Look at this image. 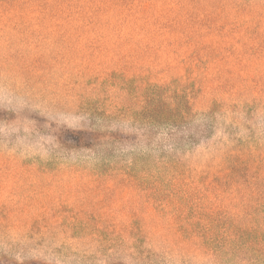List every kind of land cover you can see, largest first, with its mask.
Returning a JSON list of instances; mask_svg holds the SVG:
<instances>
[{
  "label": "rangeland",
  "instance_id": "rangeland-1",
  "mask_svg": "<svg viewBox=\"0 0 264 264\" xmlns=\"http://www.w3.org/2000/svg\"><path fill=\"white\" fill-rule=\"evenodd\" d=\"M260 55L237 79L236 59ZM195 77L208 80L194 109L224 99L234 136L262 135L264 0H0V251L68 264H264L262 193L223 179L213 192L158 188L171 126L156 88ZM244 99L258 109L233 105ZM91 123L137 133L100 150L59 143L64 125ZM240 144L231 141L239 156ZM191 156L195 175L204 158Z\"/></svg>",
  "mask_w": 264,
  "mask_h": 264
},
{
  "label": "trees",
  "instance_id": "trees-1",
  "mask_svg": "<svg viewBox=\"0 0 264 264\" xmlns=\"http://www.w3.org/2000/svg\"><path fill=\"white\" fill-rule=\"evenodd\" d=\"M207 27L211 28L212 25L210 24ZM228 35L229 34H227L224 40L227 41ZM236 42L240 47L244 48L246 46L245 43L241 41V38L236 40ZM187 43L188 45L191 44L190 41H187ZM187 49L188 48L183 50ZM182 51L173 49L171 53L174 56H180L182 55ZM262 57L263 55H260L256 60L251 59L250 56L244 59L237 58L235 62L237 79L248 81L250 79L249 67L258 65ZM214 58L215 55L213 51L209 50L206 53V57L200 56L199 62L201 64H207L210 62V59ZM182 62L187 65L185 68L198 67L197 62H189L184 59V57L182 58ZM164 65H166V62ZM200 78L202 77L191 79L190 83L185 84V86L182 85L183 87H181V89L176 86V84H179L178 80L175 82L169 81L168 85H158L156 88L158 96L155 106L162 116L167 118V122L171 126V133L168 139L169 143L162 147L160 146L158 150L157 162L161 165L158 188L160 190H167L168 187L181 186L180 188L183 189L213 192L223 188L224 183L221 181V179H223L224 181L229 180L237 189L254 191L264 195V132L249 144H246L244 139L234 136L229 131L232 128V122L227 119V112L229 111L223 110L224 99L213 100L210 103H206V107H197L194 109L195 102L198 99L200 100V98H202L206 101L202 88H205L208 77L203 79ZM185 87L189 88L184 89ZM236 91L235 88H232L227 92L231 94V92ZM233 105H238L241 109H250L252 112L258 109V104L256 102L250 104L245 99L242 100L241 103L233 102ZM226 110L228 109L226 108ZM0 112H2L1 107ZM218 113L219 115L217 116ZM198 115L203 118L202 122L192 131V126H190L189 123L196 119ZM248 116L250 117L251 115L249 114ZM224 130L229 131V134L226 135L222 133ZM132 131L133 129L131 128H122L114 125L107 126L103 129L101 125L96 123H91L88 126L64 125L58 130L57 138L59 143L68 149H93L95 147L97 150H100L110 145V142H112V144L115 143L113 141L115 135L117 137L116 142L121 147L124 146L123 144H126V142L127 144H131V139L134 138L137 133L136 131ZM179 131H182L185 135L176 140L175 137H177ZM119 136L123 138L119 139ZM231 141L241 143L240 147L242 146L243 148L242 155L239 156L238 150L231 147ZM260 141H262V143H260ZM185 152L188 153L186 162L178 166V155L184 154ZM196 152H201L204 158V164L198 168L192 167V170H196L197 168L196 174L192 175L188 167L192 166L191 155ZM259 155H261V157ZM253 156L259 158L251 159ZM187 170L191 175L189 179L183 183L177 182V178L185 176ZM262 201L264 203V199ZM248 245L245 248H239L237 250L241 253L242 259L244 260H246V257H244L243 251L249 248ZM252 248H254L252 250H256L255 247ZM0 264L68 263L65 261L59 262L58 260H51L44 255H32L26 257V259L19 260L0 251ZM103 264L130 263L124 260L109 258L106 259Z\"/></svg>",
  "mask_w": 264,
  "mask_h": 264
}]
</instances>
